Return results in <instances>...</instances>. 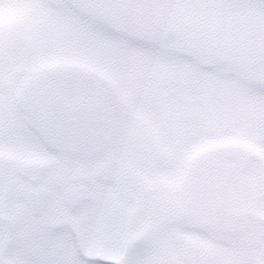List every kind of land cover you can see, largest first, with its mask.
<instances>
[{
	"label": "snow or ice",
	"instance_id": "1",
	"mask_svg": "<svg viewBox=\"0 0 264 264\" xmlns=\"http://www.w3.org/2000/svg\"><path fill=\"white\" fill-rule=\"evenodd\" d=\"M0 264H264V0H0Z\"/></svg>",
	"mask_w": 264,
	"mask_h": 264
}]
</instances>
